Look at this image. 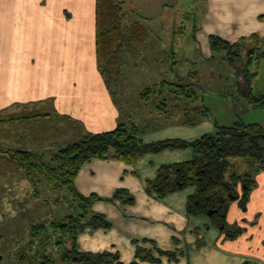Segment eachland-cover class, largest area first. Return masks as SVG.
I'll return each instance as SVG.
<instances>
[{"label":"crops","instance_id":"0c3cea01","mask_svg":"<svg viewBox=\"0 0 264 264\" xmlns=\"http://www.w3.org/2000/svg\"><path fill=\"white\" fill-rule=\"evenodd\" d=\"M158 4L163 15L177 6L183 16H191L202 49L211 51L210 35L229 43L251 34L264 37V0ZM110 81L97 61L96 0H0L2 165L16 166L17 150L49 156L84 132L137 123L111 88L117 81ZM185 121L143 130L140 138L144 143L193 141L215 131L211 122L195 126ZM192 155L191 148H176L141 154L132 164L114 158L84 163L74 187L84 196L100 198L92 208L105 215L109 227H86L77 235V250L110 252L119 264H264V170L255 174L256 185L244 210L238 200L230 203L225 231L207 214L188 213L193 187L162 198L148 192L147 181L156 177L160 166L190 160ZM119 189L126 190L132 202L110 200ZM237 228V235L227 234ZM137 246L150 249L156 260L136 258ZM159 250L175 253L176 259Z\"/></svg>","mask_w":264,"mask_h":264},{"label":"trees","instance_id":"16d2710c","mask_svg":"<svg viewBox=\"0 0 264 264\" xmlns=\"http://www.w3.org/2000/svg\"><path fill=\"white\" fill-rule=\"evenodd\" d=\"M125 3L126 0H96V55L100 71L109 82L112 80L111 75L117 72V69H114L116 65L118 66V58L121 59L120 53L124 49L125 40H128L124 33L137 37L145 30L146 32L149 30L144 28L139 21L140 18L132 19L125 9ZM208 41L211 52L214 55L215 53L223 55L225 62L235 70L236 63L240 61L239 93L252 108L263 107L264 93L255 92L251 86L254 73L251 72L250 65L264 58V37L251 34L229 43L219 36L210 35ZM168 83L167 79H163L159 85L166 86ZM169 85L175 86L176 96L189 97L188 89H185L183 84L177 82ZM149 90L150 87L145 88L142 94L147 95ZM189 113L192 115L199 113L207 117L208 110L205 107L199 109L194 107L188 115ZM185 122L194 124L196 120ZM141 132L142 129L134 122H121L108 131L84 132L74 141L53 151L51 157L46 156L49 157L50 164L45 163L44 159L48 158L43 154L26 150L15 151L14 163L24 172L27 170L26 176H29L30 180L34 179V173L39 168L37 165L40 164L38 174L44 173L50 185L65 188L71 197L66 208L67 213L53 218V212H49V217L40 218V221L30 225V234L19 247V258L22 256L28 258L29 250L33 247L37 250L36 254H45V246L51 241L52 230L59 233L56 241L58 247H62L68 241V246L59 256L60 264H119L116 254L79 252L76 247L77 235L86 227H109L105 215L95 212L92 208L94 202L100 198L95 195L84 196L74 187V178L79 169L84 163L95 158H114L132 164L137 156L144 153L191 148L193 155L190 160L160 166L156 177L147 181L148 192L162 198L173 191L193 187L194 192L189 196L187 203L188 213L206 215L209 210H215L210 219L221 231L226 230V214L231 202L238 200L239 206L243 210L246 208L250 192L256 185L254 176L260 170H264V123H245L242 120L228 126L215 123L213 133L204 134L193 141L164 139L144 143L140 138ZM31 158L38 160V163ZM32 183L34 184L33 181ZM114 198H123L126 203L132 202V197L123 189L117 190L110 200ZM41 205L50 206L46 202H41ZM240 231L241 228H237L227 231V234L235 236ZM158 252L176 259L175 253L160 250ZM136 258L156 260L152 257L150 249L140 246L136 248ZM51 260L50 256L45 254L41 262L33 264H52Z\"/></svg>","mask_w":264,"mask_h":264},{"label":"rangeland","instance_id":"374dc122","mask_svg":"<svg viewBox=\"0 0 264 264\" xmlns=\"http://www.w3.org/2000/svg\"><path fill=\"white\" fill-rule=\"evenodd\" d=\"M163 1L172 5L174 0H126L128 14L132 19L140 18L144 28L149 30L137 37L123 32L128 40L124 37L121 59L118 58V66L114 69L117 72L113 71L116 73L110 77L117 81L116 85H111L117 99L122 101L125 110L135 114L134 118L142 131L184 119H195L194 124H188L195 126H200L201 121L222 126L231 125L237 120L264 123V106L252 108L239 93L240 61L236 63L235 70L225 62L223 55H214L208 49H202L194 35L196 23L191 16H183L177 6H171L168 15L161 14L158 3ZM250 70L254 73L251 79L253 90L264 93V58L252 63ZM161 79H167L170 84H183L189 90V97L176 96L175 86L169 83L160 86ZM189 83L192 85H187ZM147 87L150 90L143 95L142 91ZM194 107H205L207 117L199 113L188 115ZM3 122V115L0 114L1 144ZM46 158L45 163L50 164L49 157ZM33 161L38 163V160ZM37 167L40 168V164ZM15 168L18 171H13ZM39 168L34 173V179L30 180L26 176L27 170L24 172L17 165L0 164V264L39 263L45 254L50 256L52 264H60L59 256L68 246L66 241L62 247H58L56 241L59 233L50 230L52 237L45 246V254H36L37 250L33 247L29 250L28 258H19V247L28 238L30 225L40 221V218L49 217V212H53V218L67 213L66 208L71 201L65 188L50 185L44 173H40V177ZM2 172L8 174L2 176ZM41 202L50 206L44 207ZM34 216L37 218L34 219Z\"/></svg>","mask_w":264,"mask_h":264},{"label":"water","instance_id":"95a60500","mask_svg":"<svg viewBox=\"0 0 264 264\" xmlns=\"http://www.w3.org/2000/svg\"><path fill=\"white\" fill-rule=\"evenodd\" d=\"M239 70V72H240V69H238ZM215 212V210H209L208 212H207V215L208 216H210V215H212L213 213ZM223 216H225V215H223ZM223 226H221V228H222Z\"/></svg>","mask_w":264,"mask_h":264},{"label":"flooded vegetation","instance_id":"af4514ba","mask_svg":"<svg viewBox=\"0 0 264 264\" xmlns=\"http://www.w3.org/2000/svg\"><path fill=\"white\" fill-rule=\"evenodd\" d=\"M1 258V257H0Z\"/></svg>","mask_w":264,"mask_h":264}]
</instances>
